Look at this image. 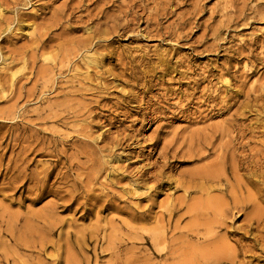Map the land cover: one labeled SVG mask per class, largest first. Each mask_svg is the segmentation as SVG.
<instances>
[{
	"label": "rangeland",
	"instance_id": "1",
	"mask_svg": "<svg viewBox=\"0 0 264 264\" xmlns=\"http://www.w3.org/2000/svg\"><path fill=\"white\" fill-rule=\"evenodd\" d=\"M237 161L249 207L188 233ZM227 252L264 264V0H0V264Z\"/></svg>",
	"mask_w": 264,
	"mask_h": 264
},
{
	"label": "bare ground",
	"instance_id": "2",
	"mask_svg": "<svg viewBox=\"0 0 264 264\" xmlns=\"http://www.w3.org/2000/svg\"><path fill=\"white\" fill-rule=\"evenodd\" d=\"M240 160L241 159H239V161ZM239 161H237V163L233 164L232 170L230 172L232 175H234V177L236 176V174L238 175V173H237V172H239L238 169H240L241 167L243 168V165L240 164L241 162H239ZM10 169H11V167H10ZM40 174H38V175H40ZM31 175L34 176V174H31ZM36 176H37V174H36ZM229 176L226 175L225 177H223V175L221 173L218 174V175H215V174L204 172V173L200 174V176H199L200 179H201L200 184L196 185L195 187L193 185V187L195 188V192L200 193V195H202V194L207 195V197L211 196V194L213 192H217V191L218 192L221 191L222 193L224 191H226V194H227V187L226 188H221V187L223 186V180H226L228 182ZM238 176L235 177L237 182H238L237 184L235 183V185H234V184H229L228 183L229 186H230V187H228L229 188L228 189V193H230L232 195L233 201L232 202H228L227 198L224 197V199L226 198V200H224L222 196H221L222 198L221 197L214 198V199L211 198V197L210 198H206L208 205L212 209V215H211L212 218L206 220L203 224H196V221H194L193 224L191 225V227H189V228L187 227L188 228V233H192V235L197 237V238H200L201 236H203L204 238H207V239H210V238H213V237H217V236L219 237L220 230H222V231L224 230V232H227V228H225V226L228 224L230 218L236 216L235 215L236 211L239 213L240 211L242 212V210H244V209L249 207V203L252 202L253 198H252V196H250L251 194H249L246 198L239 197V194H243L244 193V190H245L247 184L245 183L246 184L245 185L244 182H242V180H243L242 177L243 176L242 177L241 176L238 177ZM34 178H35V176H34ZM42 178L43 177H41V179ZM36 180H38V178ZM256 182L257 181H254V179H249L248 178V183L249 184L252 185V184H254ZM226 186H227V184H226ZM13 187H14V185H13ZM191 187H192L191 185L187 186L185 188V191L188 192L189 188H191ZM247 188H248V186H247ZM249 190L250 189H248L247 191H249ZM40 195H41V192H40ZM224 195L225 194L223 193V196ZM198 208L199 207H192V209L190 211H194V213H195ZM248 221H249V227H251V228H253L254 225L258 226L259 223H260L259 217H254V216H251L248 219ZM200 230H201V232H200ZM16 242H18V241H16ZM25 242L26 243L22 242V244L30 245V242H28V241H25ZM162 249L163 248H161V250ZM235 258H236V254H232L231 252H227V253L221 254L220 257L215 258V262L218 263V264L228 263V262H230V264H234L235 263ZM7 259H9V258L7 257ZM16 259L15 258L12 259V260H14L13 261L14 264H17V263L19 264L18 259L17 260Z\"/></svg>",
	"mask_w": 264,
	"mask_h": 264
}]
</instances>
